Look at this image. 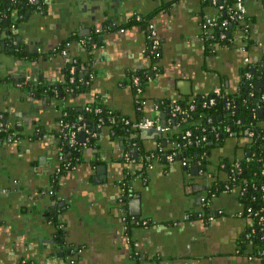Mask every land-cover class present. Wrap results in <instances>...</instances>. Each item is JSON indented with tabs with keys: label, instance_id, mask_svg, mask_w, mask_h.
<instances>
[{
	"label": "crops",
	"instance_id": "1",
	"mask_svg": "<svg viewBox=\"0 0 264 264\" xmlns=\"http://www.w3.org/2000/svg\"><path fill=\"white\" fill-rule=\"evenodd\" d=\"M43 1L40 12H26L16 29L0 32V120L21 127L18 142L0 146V264H68L67 252L75 264H264L247 239L250 222L222 169L246 157L247 140L231 137L212 147L197 173L195 166L158 159L180 132L171 124L172 104L216 87L234 93L245 58L263 68L264 0H244L248 32L231 27L228 42L210 47V54L204 37L213 28L204 20L218 14L213 0ZM135 16L154 26L158 59L146 53L148 28L133 24ZM96 30L99 45L87 51L78 40ZM13 46L36 58L27 60ZM67 56L85 65L79 80H88V88L59 98ZM134 76L145 79L140 91ZM28 82L60 88L52 99L37 100L27 94ZM89 103L132 122L156 118L160 124L164 115L165 132L141 140L133 130L116 136L103 127L92 149L77 138L80 163L54 189L58 120L63 110ZM257 126L264 137V112ZM142 156L146 166L129 179L133 197L121 205L122 181ZM205 200L209 211H203ZM125 216L147 224L131 223L126 232Z\"/></svg>",
	"mask_w": 264,
	"mask_h": 264
},
{
	"label": "trees",
	"instance_id": "2",
	"mask_svg": "<svg viewBox=\"0 0 264 264\" xmlns=\"http://www.w3.org/2000/svg\"><path fill=\"white\" fill-rule=\"evenodd\" d=\"M43 5V0H35L34 4H29L28 0H0V32L10 33L11 28L16 29L17 24L24 19L26 12H40L43 9ZM223 6L222 12L216 15L220 22L233 11V6L230 4L226 3ZM37 7L39 10H36ZM12 16H16L15 22L12 21ZM139 18L137 21L136 16L132 17L131 22L138 24L146 30L150 25L149 18L144 16H139ZM235 25H240V29L243 31V25L236 21L230 22L225 31L220 26L214 27L213 32L204 37L205 53L210 54V47L214 45H224L228 42V32ZM104 27L105 29L110 28L106 24ZM222 33L224 34L223 39L220 37ZM97 34L94 31L90 36L78 41H83V47L89 51L94 45H99ZM244 40L246 42L244 50L247 51L251 44L247 37ZM71 42L73 40H68L66 44ZM12 48L15 53L23 54L20 48L14 46ZM146 53L151 54L149 45ZM23 56L29 61L36 58V54H23ZM75 61V73L73 76L69 74V65L65 68V75L68 79L64 81V85L59 89V92L56 86H47L46 84L33 85L28 82L24 85L27 94L37 100L43 98L48 100L53 98L54 91H57L58 95L64 98L85 92L88 88V80L86 82H84L85 80H79L80 71L85 69V65L80 60ZM254 66L250 63L244 66L240 74L238 88L234 93L221 88L225 94L223 97H213L212 94H209L205 97L194 98L189 103L176 102L184 113L173 118L175 124L180 128V132L173 136L172 144L178 145V147L175 146L173 150H171L172 146L166 147L164 154L168 155L176 152L174 161H184L187 168H191L192 166L202 168L212 147L221 146L226 139L231 137L247 140L245 147L246 157L239 162L225 163L222 169L228 176L229 186L237 192L238 199L243 207V214L248 217L250 222L246 233L247 239L252 241L254 247L257 248L256 257L264 262V226H261L258 222V217L264 215V201L262 200L264 196V137L257 126L258 118L256 117L257 108H263L264 110V98H262L264 97V84L262 83L264 65L261 70H257ZM137 78L141 89L145 79L142 76H137ZM259 83L260 85L258 86ZM212 97L214 98V103L208 105V101ZM190 105L194 107L193 111L188 110ZM85 107L90 110L85 111ZM96 108H100L99 113L94 112ZM166 109L168 111L167 106L161 107L162 111H166ZM63 112L64 116L60 120L62 119V122L66 123L67 132L71 131V126L77 125H85L91 134H97L103 127L110 128L116 136L125 135L130 131L127 126H124L120 122V116L111 113L97 103L86 104L79 110L70 107L63 110ZM183 118H185V121H183ZM0 122L2 121L0 120ZM187 130L191 132L190 143H185V140H183V133ZM20 131L21 127L0 129V141L13 133L14 142H18L21 138L18 133ZM56 133L58 136L57 148H59L60 154H63L60 156L61 159L58 160L59 166L63 172H68L72 165L75 166L80 163L81 146L78 144L69 146L67 140H63L61 134H58V130ZM250 133L252 134L251 137H249ZM95 137L89 139L87 143L88 148H94ZM63 156L66 160H64ZM162 158L163 156L158 157L160 160ZM146 164L147 158L144 156L142 161L136 163V167L132 173H126L127 176L121 184V190L123 191L119 200L121 205H124L125 200L133 193L129 179L132 180L134 176L136 177L138 173L142 172ZM234 164H237V168L235 169V174L231 175L230 170ZM51 182L53 188L56 189L58 186L57 176L52 177ZM215 188L212 187L211 191L214 192ZM206 201H204L203 211H209ZM123 219L125 223L132 220L129 216H125ZM56 237L57 241H59L61 237L60 230H58Z\"/></svg>",
	"mask_w": 264,
	"mask_h": 264
},
{
	"label": "built area",
	"instance_id": "3",
	"mask_svg": "<svg viewBox=\"0 0 264 264\" xmlns=\"http://www.w3.org/2000/svg\"><path fill=\"white\" fill-rule=\"evenodd\" d=\"M14 1V0H11ZM213 4L216 6V8L218 9L217 13L222 12L223 8H224V4L222 3H216L214 0L212 1ZM244 0H234L233 2V11L232 13H230L228 15L227 18L223 19L221 22L218 20L217 16L214 17H207L204 20L205 25L208 27H217L220 26L222 29L227 30L228 25L230 24V22L232 21H236L237 23L243 25V33L246 34L248 32V26H247V18H246V8H245V4H244ZM29 4H34L35 0H28ZM36 10H39V8L37 7ZM219 17V16H218ZM140 18L137 16L136 20L138 21ZM12 21L15 22L16 21V17H12ZM13 29V27H12ZM96 33H100V30H96ZM220 37L223 39L224 38V34L222 33L220 35ZM148 44L150 47V53L152 55L153 58L158 59L160 56L159 53V42L156 38V33H155V29L153 25H149L148 26ZM82 44H84L83 41H81ZM68 45H66L67 47ZM96 46L94 45L92 48H95ZM63 55H66V52L63 51L62 52ZM70 62V66H69V74L70 76H73L75 73V64L76 61L74 59H69ZM244 63H246V65L249 63V59L245 58L244 59ZM91 78H93V76H91ZM132 85L133 87L136 89V91H140V87H139V80L136 76L132 77L131 79ZM262 83L264 84V78L262 80ZM213 97H223L225 94L222 92L221 87H216L213 92H212ZM209 99L208 101V105H212L214 103V98ZM264 98V97H262ZM193 106L190 105L188 110L189 111H193ZM90 109L85 107V111H89ZM95 113H99L100 112V108H96L94 110ZM179 114H184L179 105L177 103L172 104V106L170 107V116L171 118H175L177 116H179ZM186 114V113H185ZM187 116V114H186ZM183 121H185V118H183ZM120 122L124 125L127 126L130 130L133 131H139L141 129H149V128H156L158 130H160V126H159V122L158 120L155 118H143L141 120L138 121H130L127 118L121 117L120 118ZM62 126L67 129V125L66 123H63ZM3 128H8V126L6 125V123L4 124L3 122H0V129ZM80 133H84L85 134V141L82 143L83 147H87V143L89 141V139H92L96 136V134H91V132H89V130L86 128L85 125H77V126H71V131L66 133V140H67V144L69 146H74L75 144L79 145L81 143H78V134ZM252 134H249V137H251ZM91 137V138H90ZM191 132L190 131H185L183 133V140H185V143H190L191 140ZM204 141V139H202ZM14 142L13 140V133L11 135H8L4 140L0 141V146L9 144ZM175 146L178 147V145H174L172 144V148L171 150H173V148H175ZM176 155V152H172L168 155L164 154V159L168 164H171L174 162V157ZM61 159V158H60ZM181 164L183 166L186 165V163L183 161L181 162ZM237 168V164H234V166L231 168L230 170V174L233 175L235 174V169ZM262 200L264 201V196L262 197ZM243 214V211L242 213ZM245 216V215H244ZM246 218H248L247 216H245ZM210 220L212 218H209ZM258 222L261 226H264V215H261L258 217ZM147 224L146 221L142 222V225L145 226ZM263 228V227H262ZM264 238V237H263Z\"/></svg>",
	"mask_w": 264,
	"mask_h": 264
},
{
	"label": "water",
	"instance_id": "4",
	"mask_svg": "<svg viewBox=\"0 0 264 264\" xmlns=\"http://www.w3.org/2000/svg\"><path fill=\"white\" fill-rule=\"evenodd\" d=\"M220 3V2H219ZM2 46L3 47H5V45L4 44H2ZM66 57V56H65ZM67 64H66V66L65 67H67L68 65L70 66V62H69V57L67 56ZM86 76L85 77H87L88 76V74H85ZM66 79H68L67 77L65 78V80ZM86 79H88V77L86 78ZM260 85V83L258 84V86ZM57 88H60V87H57ZM59 98H62L61 97V95L59 96ZM255 102H256V100H255ZM263 112H264V110H263V108H257L256 109V117L258 118V119H261V118H263ZM164 119H165V116L164 115H162L161 116V123L159 124V126H160V130H158V129H156V128H149V129H141V130H139V131H134L136 134H137V136L139 137V139H141V140H143V139H148V138H156V137H162L163 136V133L165 132V131H162V130H165V128H166V123H165V121H164ZM3 123L5 124L6 123V121L5 120H3ZM171 124H172V126H174L175 125V121L174 120H172L171 121ZM135 134V135H136ZM134 137H136V136H131L129 139L130 140H133V138ZM84 139H85V134L84 133H80V134H78V140L80 141V142H84ZM101 169L102 170H104L105 169V167L104 166H101ZM198 167H193L192 168V170H193V172L194 173H197L198 172ZM131 184V183H130ZM131 188H132V186H131ZM133 190V189H132ZM133 197V195H130V198H132ZM61 256H63V255H61ZM66 256H68L67 258H68V264H75V262H74V260L72 259V258H69L70 256H71V253L70 252H67L66 253Z\"/></svg>",
	"mask_w": 264,
	"mask_h": 264
},
{
	"label": "flooded vegetation",
	"instance_id": "5",
	"mask_svg": "<svg viewBox=\"0 0 264 264\" xmlns=\"http://www.w3.org/2000/svg\"><path fill=\"white\" fill-rule=\"evenodd\" d=\"M62 116H64V112H62V114H61V118H62ZM62 124H63V122H62V119L60 120H58V123H57V128H58V134H61V136H62V138H63V140H66V133H67V129H65L63 126H62ZM16 142H12V143H9V144H15ZM63 154H60V152H59V148L57 149V153H56V161H57V166L54 168V170H53V177L54 176H57V178L59 179V177L61 176V175H63L64 173H69V172H73L76 168H77V166H78V164H76L75 166L74 165H72L71 166V169H70V171H68V172H63L62 170H61V167L59 166V162H58V160L60 159V156H62ZM64 156H65V154H64ZM63 156V157H64ZM143 157L144 156H142V159H143ZM141 159V160H142ZM64 160H66V158L64 157ZM71 164V163H70ZM69 164V165H70ZM59 181V180H58ZM51 184H52V182H51ZM53 185V184H52ZM136 224L135 222L133 223L132 221H128V222H124L123 224H124V231H126V232H128V230H129V228H128V225H130V224ZM136 225H140V226H143L142 225V223H140V222H138V224H136ZM137 258H138V255L136 256ZM23 264V263H27V262H25V261H21V262H19V264Z\"/></svg>",
	"mask_w": 264,
	"mask_h": 264
}]
</instances>
